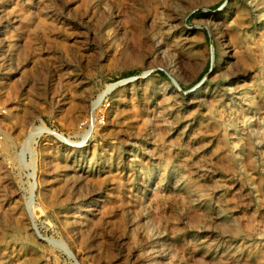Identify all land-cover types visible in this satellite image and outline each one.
<instances>
[{"label":"rangeland","instance_id":"374dc122","mask_svg":"<svg viewBox=\"0 0 264 264\" xmlns=\"http://www.w3.org/2000/svg\"><path fill=\"white\" fill-rule=\"evenodd\" d=\"M0 264H264V0H0Z\"/></svg>","mask_w":264,"mask_h":264},{"label":"water","instance_id":"95a60500","mask_svg":"<svg viewBox=\"0 0 264 264\" xmlns=\"http://www.w3.org/2000/svg\"><path fill=\"white\" fill-rule=\"evenodd\" d=\"M176 85H178V83L175 81Z\"/></svg>","mask_w":264,"mask_h":264}]
</instances>
